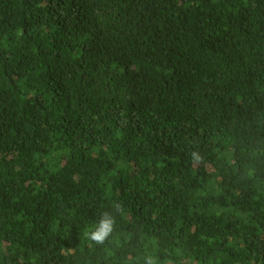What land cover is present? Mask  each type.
I'll return each instance as SVG.
<instances>
[{
  "label": "trees",
  "instance_id": "16d2710c",
  "mask_svg": "<svg viewBox=\"0 0 264 264\" xmlns=\"http://www.w3.org/2000/svg\"><path fill=\"white\" fill-rule=\"evenodd\" d=\"M146 254L264 264V0H0V264Z\"/></svg>",
  "mask_w": 264,
  "mask_h": 264
},
{
  "label": "clouds",
  "instance_id": "9594fccd",
  "mask_svg": "<svg viewBox=\"0 0 264 264\" xmlns=\"http://www.w3.org/2000/svg\"><path fill=\"white\" fill-rule=\"evenodd\" d=\"M192 162L194 164H201L203 162V157L201 154L193 150L190 153ZM114 211L116 213L122 214L123 207L122 205H115ZM116 218L110 211H104L101 213V217L97 224L93 225L92 228L84 232V236L94 242L96 245H103L109 237L112 236L115 231ZM143 264H160L159 258L154 254H146L143 257Z\"/></svg>",
  "mask_w": 264,
  "mask_h": 264
}]
</instances>
